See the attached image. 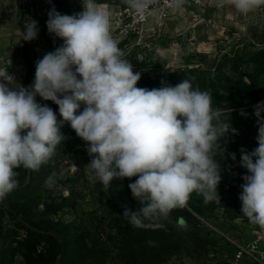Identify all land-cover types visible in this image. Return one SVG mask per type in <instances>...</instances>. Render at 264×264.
Here are the masks:
<instances>
[{
    "label": "rangeland",
    "instance_id": "1",
    "mask_svg": "<svg viewBox=\"0 0 264 264\" xmlns=\"http://www.w3.org/2000/svg\"><path fill=\"white\" fill-rule=\"evenodd\" d=\"M96 3L112 12L111 35L123 59L140 73L137 87L151 90L189 80L194 89L211 93L212 107L222 110L220 121L236 130L219 140L222 151L213 152L220 165L218 196L206 200L191 193L187 213L172 221L175 243L161 254L132 259L127 232L136 228L123 212L133 210L128 185L138 177L105 186L87 166L86 142L58 111L64 140L38 170L16 169L19 186L0 201V264H203L209 254L226 264L230 249L209 233L206 223L237 239H249L256 227L241 213L242 177L249 173L240 160L241 149L258 147L254 109L264 102V3L242 13L219 0H185L161 25L130 35H120L114 23L115 11L127 6L126 0ZM53 6L62 15L83 11L82 0L62 5L57 0H0V47L11 59L17 87L31 85L35 62L55 50L46 23ZM29 18L38 22L39 32L27 42L33 69L26 72L21 36ZM84 107L81 103L76 114ZM58 236L64 241L61 252Z\"/></svg>",
    "mask_w": 264,
    "mask_h": 264
},
{
    "label": "clouds",
    "instance_id": "2",
    "mask_svg": "<svg viewBox=\"0 0 264 264\" xmlns=\"http://www.w3.org/2000/svg\"><path fill=\"white\" fill-rule=\"evenodd\" d=\"M126 2L142 15L153 0ZM182 2L175 0L177 6ZM219 3L247 13L264 0ZM82 6V12L71 16L54 6L48 12V33L63 44L35 62L31 85L17 87L14 75L0 68V201L19 186L16 169L38 170L65 138L55 112L39 103L40 97L56 104L63 121L86 142L91 157L87 166L105 186L114 179L138 177L128 185L139 203L136 211L125 208L129 223L163 228L152 222L185 207L191 193L206 200L218 196L220 165L213 152L222 151L219 140L236 130L220 121L222 110L212 107L211 93L194 89L189 80L151 90L137 87L141 75L123 59L111 35L112 12L96 0H82ZM38 32V22L29 18L21 40L31 42ZM81 103L85 107L77 115ZM261 113L264 102L254 109L258 147L241 149L240 165L249 174L242 177L239 199L249 222L264 227Z\"/></svg>",
    "mask_w": 264,
    "mask_h": 264
},
{
    "label": "built area",
    "instance_id": "3",
    "mask_svg": "<svg viewBox=\"0 0 264 264\" xmlns=\"http://www.w3.org/2000/svg\"><path fill=\"white\" fill-rule=\"evenodd\" d=\"M192 1L197 2L198 0ZM101 6L106 8V5ZM175 6V0H153L141 15L127 5L115 11L114 23L120 35L141 33L148 25H161ZM0 68H7L14 75L11 70V59L3 53L1 47ZM206 226L209 233L218 237L224 245L229 247L230 257L226 260V264H264V227L256 224L249 239H237L215 225L206 223ZM213 257V254H209V258L203 264H219Z\"/></svg>",
    "mask_w": 264,
    "mask_h": 264
},
{
    "label": "trees",
    "instance_id": "4",
    "mask_svg": "<svg viewBox=\"0 0 264 264\" xmlns=\"http://www.w3.org/2000/svg\"><path fill=\"white\" fill-rule=\"evenodd\" d=\"M65 0H57V3L64 4ZM50 44L55 49L62 45V41L59 38L54 40L53 36L50 38ZM22 50H23V59H24V68L27 72L30 69H33V63L31 61L33 59L29 55V49L27 47V42L22 40ZM54 112H58L59 108L56 104L52 103L50 106ZM129 201L133 205V210L136 211L139 207V203L133 197L130 196ZM187 213V210L183 208H177L172 210L170 215L167 219H160L158 221H153L152 223H160L163 224V228H136L135 231H128L130 239H135L136 241L132 240L129 241L128 252L129 256L133 259L137 255L139 258L147 259L151 257L153 254H161L163 250L167 246H172L175 243L176 236L174 232V228L172 226V221L177 216H184ZM145 223H150L149 221H145ZM134 228V227H133ZM175 238V240H174ZM134 241V242H133ZM154 242L150 244L149 242ZM135 245V247H134ZM64 248V241L63 239L58 236V249L61 252ZM161 252V253H160Z\"/></svg>",
    "mask_w": 264,
    "mask_h": 264
}]
</instances>
